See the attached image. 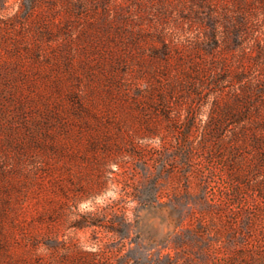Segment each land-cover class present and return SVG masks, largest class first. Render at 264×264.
<instances>
[{"label":"rangeland","instance_id":"obj_1","mask_svg":"<svg viewBox=\"0 0 264 264\" xmlns=\"http://www.w3.org/2000/svg\"><path fill=\"white\" fill-rule=\"evenodd\" d=\"M253 135L264 0H0V264H264Z\"/></svg>","mask_w":264,"mask_h":264},{"label":"trees","instance_id":"obj_2","mask_svg":"<svg viewBox=\"0 0 264 264\" xmlns=\"http://www.w3.org/2000/svg\"><path fill=\"white\" fill-rule=\"evenodd\" d=\"M235 108H231V110H234ZM163 115L167 116L168 113H165L163 111ZM229 115L228 113L225 115L234 123H239L240 119L238 118H244V115ZM217 129L216 131H211L209 133V137L212 136L215 132L218 131L220 126L223 125L224 120L222 118L215 119L214 120ZM263 129V127L261 128ZM187 131V130H186ZM186 133V132H185ZM250 146L254 148L255 151L261 150L264 146V140L262 138H258L255 135H253ZM260 161V157H256V163ZM258 164V163H257ZM238 180V179H237ZM154 187L157 186L155 182H153ZM156 188V187H155ZM152 196L146 197L144 199H141L140 207L137 211V214L135 216L136 218V226L139 230L140 236L151 243H164L168 240V238L175 232L178 224L176 223V215L175 212L171 211L168 208L167 202H162L161 197L159 195V192L154 190V193L151 194Z\"/></svg>","mask_w":264,"mask_h":264}]
</instances>
